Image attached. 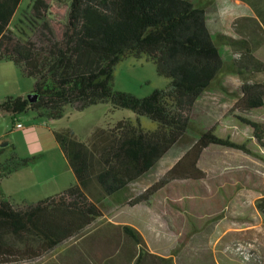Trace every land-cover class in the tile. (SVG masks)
<instances>
[{
  "label": "trees",
  "instance_id": "obj_1",
  "mask_svg": "<svg viewBox=\"0 0 264 264\" xmlns=\"http://www.w3.org/2000/svg\"><path fill=\"white\" fill-rule=\"evenodd\" d=\"M22 3L0 0V62H11L22 77L33 81L30 95L36 100L5 98L0 101V119L34 112L38 118L59 121L67 107L82 112L103 104L113 111H130L137 119L136 124L121 120L107 130L98 129L87 141L77 140L71 130L54 132L76 183L24 207H15L0 193V264L34 261L91 233L104 220L103 202L108 200L119 207L150 206L156 194L167 191V201L178 209L170 185L180 181L176 175L181 172L199 173L198 161L210 146L259 157L247 143L216 135L219 124L198 130L192 121L206 93H228L218 85L219 78L228 76L241 79L239 92L232 94L238 104L246 111L264 108V86L251 81L264 76V62L256 56L260 44L246 38L241 19L233 26L236 38L212 35L205 9L188 0H33L19 26L11 28ZM224 48L235 52L229 61L223 57ZM129 59L151 62L157 75L169 80L168 86L145 98L114 90L115 69ZM141 118L155 129L145 130ZM235 121L250 128L252 140L264 148V123L246 116H235ZM180 144L187 149L168 176L135 193L132 187ZM4 151L0 149V156ZM36 159L12 153L0 163V186ZM174 190L185 197L192 192L180 185ZM255 207L264 219V191ZM115 228L129 241L125 254L130 263L175 264L173 256L152 255L134 227ZM90 260L80 256L72 263Z\"/></svg>",
  "mask_w": 264,
  "mask_h": 264
},
{
  "label": "rangeland",
  "instance_id": "obj_2",
  "mask_svg": "<svg viewBox=\"0 0 264 264\" xmlns=\"http://www.w3.org/2000/svg\"><path fill=\"white\" fill-rule=\"evenodd\" d=\"M32 1L23 0L11 28L19 26L22 13ZM188 1L205 9L212 35L221 32L238 37L233 32V26L240 12L236 10V13H232L226 0H219L218 9L213 0ZM243 24L246 23L241 22V27ZM246 25L248 28L244 30L248 34L245 36L260 44L256 56L264 62V23L257 27L261 30ZM222 53L226 61L235 55L232 49L224 48ZM251 81L264 86L263 75H256ZM168 84L169 80L158 76L155 66L145 59L126 60L116 67L114 73V90L137 98L148 97ZM218 85L224 86L228 93L219 90L206 93L195 107L192 116L194 127L207 130L217 123L216 135L230 137L237 143H247L259 157L210 146L198 161L199 173L181 172L176 175L180 181L170 185L178 209L167 201V191H164L155 195L150 206L117 209L111 201L103 202L104 215L112 219L116 216L123 222L136 225L150 250L173 256L176 264H264V219L255 207L264 191V148L259 149L252 140L250 128L241 127L235 121V116H246L264 123V108L246 111L238 104L232 94L238 93L242 85L239 77L219 78ZM32 89L33 81L22 77L11 62H0V101L19 94L27 98ZM17 119L23 125L22 129H14L15 123L11 117L0 119V145L9 144L0 156V163L9 159L12 153L23 159H37L4 180L0 193L10 198L15 207H24V204H36L43 197L53 195V191L59 190V187L72 183L60 151L48 150L54 146V131L71 130L77 140L87 141L98 129L107 130L121 120L136 124L137 118L130 111H113L109 104H103L82 112H78L75 107H67L64 117L55 123L38 118L34 112L24 113ZM140 122L145 130L155 129V125L146 118H141ZM186 149L187 144H180L173 149L150 175L132 187L135 193L145 192L166 178L174 165L183 158ZM176 185L190 187V196L185 197L177 190L175 192ZM106 221V218L102 222L98 221L91 230ZM72 242L34 261L12 264H60L59 251Z\"/></svg>",
  "mask_w": 264,
  "mask_h": 264
},
{
  "label": "crops",
  "instance_id": "obj_3",
  "mask_svg": "<svg viewBox=\"0 0 264 264\" xmlns=\"http://www.w3.org/2000/svg\"><path fill=\"white\" fill-rule=\"evenodd\" d=\"M211 1L212 0H209V2ZM226 1L228 2V6L230 10L232 11V13L233 11L236 13V10L240 12L239 17H236L235 20L241 19L242 23L251 25L250 26L251 29L261 30L260 28H257V27H259L260 23H264V0H226ZM213 3H214L215 8L218 9L219 0H213ZM246 24L242 25L243 29L248 28ZM16 97H24V95L19 94ZM13 121L14 123L18 122V119H15ZM50 122L55 123L57 121H50ZM15 126H14V129H16ZM8 147H9V144L3 143L0 145V149H5ZM54 149L60 151L62 155L61 156L62 160L66 166V169H68V174L71 176L70 179L72 183L71 185L59 187V190L53 191L55 192L53 193V195H49V196L47 195L46 197H43V199L48 198L50 196L57 195L76 183L75 175L73 171L69 168V166H67L68 165L67 161L62 151L60 150L58 144L56 143L55 138H54V146L48 150H54ZM115 207L117 209L123 208V207H119L118 205H115ZM105 218L107 219V221L102 223L98 228L94 229L91 233H88L85 236L81 237L79 240L72 242V244H69L68 246L63 248V250L61 249L59 251L60 253L59 260H58L59 263L60 264H73L72 262L74 260L79 259L80 256H82L86 258H89V257L91 258V260L88 261L86 264H132L130 263V260L128 259L127 254H125V247H127L126 245L129 244V241L115 227L129 225L137 229L142 234L140 228H138L133 223H127L125 221L123 222L120 219H117L116 216L114 219H112V217H107V216H105L104 219ZM113 233L119 235V238L118 239L112 238L110 234H113ZM119 249L121 251L122 249H124V252L116 251ZM149 252L152 255H156L161 258H169L168 256H164L150 249H149ZM113 258L116 259V261H114L113 263H110L109 261Z\"/></svg>",
  "mask_w": 264,
  "mask_h": 264
},
{
  "label": "water",
  "instance_id": "obj_4",
  "mask_svg": "<svg viewBox=\"0 0 264 264\" xmlns=\"http://www.w3.org/2000/svg\"><path fill=\"white\" fill-rule=\"evenodd\" d=\"M29 102H34L36 100V97L33 95L28 96Z\"/></svg>",
  "mask_w": 264,
  "mask_h": 264
},
{
  "label": "built area",
  "instance_id": "obj_5",
  "mask_svg": "<svg viewBox=\"0 0 264 264\" xmlns=\"http://www.w3.org/2000/svg\"><path fill=\"white\" fill-rule=\"evenodd\" d=\"M16 129H22L23 128V125L21 123H16Z\"/></svg>",
  "mask_w": 264,
  "mask_h": 264
}]
</instances>
